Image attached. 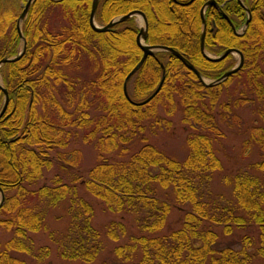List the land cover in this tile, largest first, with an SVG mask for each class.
Listing matches in <instances>:
<instances>
[{
	"label": "trees",
	"instance_id": "trees-1",
	"mask_svg": "<svg viewBox=\"0 0 264 264\" xmlns=\"http://www.w3.org/2000/svg\"><path fill=\"white\" fill-rule=\"evenodd\" d=\"M208 1L99 0L95 22L106 25L140 11L147 19L148 45L173 48L203 78L216 80L234 62L232 55L212 61L201 52V10ZM213 1L235 29L221 11L207 7L204 51L219 56L236 49L243 56L242 67L207 87L175 56L155 53L126 86L131 101H143L158 86L163 64L162 86L142 106L128 101L123 90L125 77L142 56L133 17L114 25L113 31L97 33L89 23L93 0L32 3L21 26L25 51L0 68L8 94L0 118V236L8 235L0 238V264H44L49 249L35 251L29 235L41 231L48 209L64 200L70 223L63 234L51 235V241L62 260L92 263L101 242L91 223L92 205L82 191L109 212L133 218L138 236L115 253L129 258L139 250L135 264H247L252 239L244 237L240 249L231 244L218 248V227L225 236L233 228H258L256 255L264 259V0H242L245 7L238 0ZM22 2L26 0H0V60L21 51L17 20ZM246 8L250 20L237 35L248 18ZM234 82L238 97L221 100L223 88ZM175 98L183 108L182 122L192 129L182 161L144 137L164 121L171 124ZM3 101L0 88V109ZM252 102L256 118L242 150L247 158L255 146L257 158L222 176L231 187V199L214 195L208 189L210 179L223 171L214 144H220L224 124L243 127L234 109ZM158 107L168 121L158 117ZM137 140L141 145L133 151ZM78 141L92 146L98 157L84 172L81 152L69 149ZM51 170L55 176L41 183L44 172ZM173 207L182 217L180 227L172 230L167 219ZM125 231L124 224L111 223L107 237L116 241Z\"/></svg>",
	"mask_w": 264,
	"mask_h": 264
},
{
	"label": "rangeland",
	"instance_id": "rangeland-1",
	"mask_svg": "<svg viewBox=\"0 0 264 264\" xmlns=\"http://www.w3.org/2000/svg\"><path fill=\"white\" fill-rule=\"evenodd\" d=\"M24 2L20 3V8L24 6ZM20 13V12H19ZM19 13H17L19 15ZM133 20L138 27H143L142 19L140 16H133ZM96 25L102 26L95 22ZM210 55V54H209ZM214 56V55H211ZM234 65L238 62V55L232 56ZM1 73V72H0ZM85 77L88 73L85 72ZM213 79H206L209 82ZM0 85L3 86V77L0 74ZM229 85V84H228ZM236 84L230 83V86L223 88L220 94V99L227 100L230 98L238 97L236 89ZM133 85L131 83L130 89L132 90ZM239 90V89H238ZM131 92V91H129ZM237 95V96H236ZM176 109L170 118L171 124L165 122L163 125L155 126L152 132H145L144 137L146 141L156 147L158 150L163 152L166 156L173 158L177 161H182L188 152L185 139L186 136L192 131L189 125L182 122V106L178 100L175 98ZM256 103L252 104L246 103L238 109H234L235 114L241 117L243 121V127L241 129L237 128L236 125L227 123L222 126L223 138L219 143L214 144V149L216 151L217 157L221 160L223 164L222 172H215L210 179L208 189L211 193L221 194L227 199H231V187L224 185L222 182V176L224 174L230 173L239 167H243L247 163L256 160V148L252 146L250 150L249 157L245 158L243 155L242 143L247 140L249 136V129L253 124L255 116ZM220 112V109H219ZM157 115L159 118L164 117L168 121V117L165 116L161 107H158ZM166 124L167 126H165ZM141 145L140 141H135L132 145L133 151ZM77 149L81 152V171H86L93 167L98 160L97 152L90 145L82 144L80 141L75 142L70 145L69 149ZM130 147V149H132ZM53 154V153H52ZM55 176V171H45L43 174V179L41 183H49V181ZM81 195L92 205L93 214L91 223L94 229L99 233L101 250L95 260L90 264H135L140 257V251L138 250L131 257L126 258V256H118L115 253L117 247H124L130 244L131 237L138 236L133 218L130 216H121L119 214L109 212L102 202L93 198L92 196L85 194L83 191ZM69 203L64 200L58 203L55 207L48 209L45 221L43 224V229L37 233L30 234V240L33 244V248L36 251L39 248H48L49 256L44 260V264H82L79 261H65L59 257L58 249L56 244L51 241V235L58 237L63 234L70 223V217L68 213ZM182 217L181 212L176 208H171V212L168 217L169 228L177 229L180 227V219ZM111 223H122L125 225V234L123 236H118L116 241H112L107 237V231ZM257 229L250 226L245 229H235L233 228L232 234L225 236L222 233V228L218 227L217 232L219 235L218 248L225 247L227 245L232 246L233 249H240L242 247V240L244 237H249L252 239V246L248 250L251 255L250 260L247 264H264V259L256 255V249L258 248L257 239ZM1 240H6L8 238L7 234L0 236ZM26 260V258H25ZM27 264H34L28 260Z\"/></svg>",
	"mask_w": 264,
	"mask_h": 264
},
{
	"label": "water",
	"instance_id": "water-1",
	"mask_svg": "<svg viewBox=\"0 0 264 264\" xmlns=\"http://www.w3.org/2000/svg\"><path fill=\"white\" fill-rule=\"evenodd\" d=\"M34 1L35 0H26L25 5L23 7V10L21 11V13H20V15L18 17V20H17V32H18V35H19L21 43H22L21 51L18 53V55L14 56L12 58H3V59H1L0 60V66L4 65L6 63H9V62H15V61L19 60L21 58V56L23 55V53L25 51V39H24V37L22 35V32H21V24H22L23 20L25 19L26 15H27V13L29 11V8H30V6L32 5V3ZM56 1H58V0H56ZM238 1L240 2V0H238ZM98 2H99V0H93L92 5H91L90 16H89L90 26L93 29V31H95L97 33H103V32L111 31V29H112V27L114 25H116L118 23H122V22L126 21L127 19H129L130 17L135 16V15L140 16L141 19H142L143 27H139V32H138V35H137V38H136L137 44H138V46H139V48H140V50L142 52V56H141L139 62L135 65V67L125 77V80H124V83H123L124 94H125L127 100L130 101L133 105L142 106L144 104H147L150 100H152L157 95V93L159 92V90H160V88L162 86V83L164 81V66H163V64H160L161 69H162V76H161L160 82H159L158 86L156 87V89L146 99H144L143 101H140V102H133V101L130 100V98H129L128 94H127V91H126V85H127V82L129 81V79L140 69V67L144 63L145 59L147 57H153L155 55V53L168 52L171 55L175 56L178 60L181 61V63L187 69H189L199 79V81L203 85H205L207 87L215 86V85L225 81L229 76L235 74L242 67L243 56L238 50L227 49L226 51L223 52L222 55H220L219 57L214 58V59L208 57L204 53V32H205L204 31L205 30L204 29V22L205 21H204V16H203L204 9H205V7L211 5V6L215 7L218 11H221L220 8L218 7L217 3H215L213 0H209L204 5V7L201 10V18H202V25H203L201 38H200V49H201V52L203 53V55L207 59L212 60V61H221L222 59L227 57V55H229V54L238 55L239 61L232 69L226 71L221 77H219L216 80L209 81V82H206L204 80V78H202L201 74L195 69V67L183 55H181L178 51L174 50L173 48L160 46V45L150 46L148 44H145V41L147 40V25L148 24H147V19H146L145 15L143 13H141L139 11H134L132 13H129V14H126V15H122V16H119V17L111 20L105 26H102V27L101 26L100 27L97 26L94 23V15H95V12H96V9H97ZM240 4L242 5L241 2H240ZM246 11H247V14H248V18H247V20H246V22L244 24V28H243L241 34L244 33V30L247 27L248 22L250 20L249 10L246 9ZM224 17L226 18L227 22L232 26V24L230 23L229 18L227 16H225V15H224ZM232 28H233V26H232ZM0 88L2 89L3 94H4V102H3V105H2V107L0 109V118H1V116L3 115V113H4L5 109H6L7 103H8V94H7V91L1 85H0ZM2 203H3V193L0 190V206L2 205Z\"/></svg>",
	"mask_w": 264,
	"mask_h": 264
},
{
	"label": "flooded vegetation",
	"instance_id": "flooded-vegetation-1",
	"mask_svg": "<svg viewBox=\"0 0 264 264\" xmlns=\"http://www.w3.org/2000/svg\"><path fill=\"white\" fill-rule=\"evenodd\" d=\"M206 3H207V2H206ZM206 3H205V4H206ZM205 4H204V5H205ZM210 6H211V5H210ZM203 7H204V6H203ZM203 7H202V8H203ZM207 7H209V6H207ZM207 7H205V9H206ZM214 8H215V7H214ZM219 8H220V7H219ZM220 10H221V9H220ZM219 56H220V55H219ZM215 57H217V56H215Z\"/></svg>",
	"mask_w": 264,
	"mask_h": 264
},
{
	"label": "bare ground",
	"instance_id": "bare-ground-1",
	"mask_svg": "<svg viewBox=\"0 0 264 264\" xmlns=\"http://www.w3.org/2000/svg\"><path fill=\"white\" fill-rule=\"evenodd\" d=\"M240 3V2H239Z\"/></svg>",
	"mask_w": 264,
	"mask_h": 264
}]
</instances>
